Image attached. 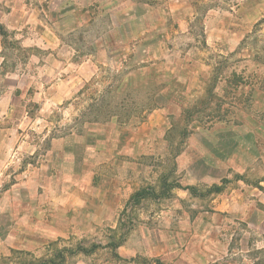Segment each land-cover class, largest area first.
Returning a JSON list of instances; mask_svg holds the SVG:
<instances>
[{
  "label": "rangeland",
  "instance_id": "374dc122",
  "mask_svg": "<svg viewBox=\"0 0 264 264\" xmlns=\"http://www.w3.org/2000/svg\"><path fill=\"white\" fill-rule=\"evenodd\" d=\"M169 3L0 0L7 42H19L4 50L0 35V199L37 176L56 140L116 127L141 137L122 206L106 222L0 264H264L258 216L217 209L232 190L264 192V18L234 43L207 33L212 1L187 16ZM156 87L171 103L152 110ZM210 139L221 159L233 154L227 182L219 193L210 188L221 181L185 190L182 155ZM113 237L127 258L106 245ZM187 252L204 259L172 255Z\"/></svg>",
  "mask_w": 264,
  "mask_h": 264
},
{
  "label": "crops",
  "instance_id": "0c3cea01",
  "mask_svg": "<svg viewBox=\"0 0 264 264\" xmlns=\"http://www.w3.org/2000/svg\"><path fill=\"white\" fill-rule=\"evenodd\" d=\"M210 1L213 6L208 8L204 21L210 36L229 38L235 43L264 18V0H170L169 4L172 11L187 16L196 13L195 6ZM2 61L0 57V65ZM175 79L172 76L173 84H177ZM152 132H156L154 127L150 135ZM140 143L139 134L134 131L127 134L119 127L100 128L80 139L56 140L37 176L12 188L0 199V262L10 258L13 251L40 253L50 241L70 239L79 230H91L106 222L122 206L128 180L126 171L137 165ZM219 149V144L210 139L196 144L193 157L188 158L187 152L182 155L185 190L207 180L216 183L226 179L233 154L228 152L223 160ZM248 192L232 190L223 203L218 201L217 209L242 211L247 219L257 215L256 228L264 234V220L260 216L264 214V192L257 187ZM121 224L118 220L113 231L120 230ZM263 244L264 238L261 247ZM126 249L122 240L117 254L127 258ZM173 254L188 263L204 259L198 252Z\"/></svg>",
  "mask_w": 264,
  "mask_h": 264
},
{
  "label": "trees",
  "instance_id": "16d2710c",
  "mask_svg": "<svg viewBox=\"0 0 264 264\" xmlns=\"http://www.w3.org/2000/svg\"><path fill=\"white\" fill-rule=\"evenodd\" d=\"M13 32L10 31L8 28H6V26H4L3 24L0 23V35L2 37V46L5 49H8L9 47L11 48H14V47H18L19 46V42H7V38L10 36V34H12ZM152 72V71H151ZM131 79V78H130ZM163 86V84H162ZM157 88V87H156ZM149 97L147 98V106L148 107H157L160 105V103H164V104H170V98H169V95H167L168 93L165 92L163 90V87L160 88H157V89H151L150 92H149ZM227 180L224 179L222 181V185H213L211 188H210V193H219L223 190V185L226 184ZM189 189H193V187H189ZM146 194V190H141L139 192H137L135 195L137 196H144ZM113 241L108 244L110 246L113 247V249H117L121 243H122V239H118L117 241H115V237L112 238ZM95 247V246H94ZM93 247V248H94ZM83 251H91V250H83ZM45 262H43L42 264H44Z\"/></svg>",
  "mask_w": 264,
  "mask_h": 264
}]
</instances>
